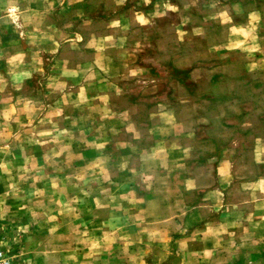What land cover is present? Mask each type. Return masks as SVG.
Segmentation results:
<instances>
[{"label":"rangeland","instance_id":"obj_1","mask_svg":"<svg viewBox=\"0 0 264 264\" xmlns=\"http://www.w3.org/2000/svg\"><path fill=\"white\" fill-rule=\"evenodd\" d=\"M122 1L115 6L110 0H86L79 8L83 16L73 22L77 5L53 0L49 30L54 41L40 38V27L35 26L30 42L21 36L25 27L17 24L15 9L9 6L13 3L0 6V231L13 264L176 263L171 254L165 260L153 258L150 247L128 248L131 244L124 236L114 242L117 248H111V236L93 231L94 216L87 218L83 235H78L74 217L63 216L67 211L76 216L78 197L92 190L76 185L83 172L75 169L89 139L61 132L63 127L75 128L67 114L80 107L63 108L60 94L83 79L91 91L100 92L102 74L89 68L68 74L88 58L89 47L101 49L113 43L116 26L111 30L106 24L115 15L126 23L120 29L124 31L121 51L114 55L122 74L114 80L121 96L113 101V109L123 111L134 102L132 109L139 118L171 111L182 144L189 148L186 161L199 166L206 160L215 163L220 156L234 164H250L253 141L264 138V70L246 71L244 55L212 50L224 36L219 19L213 17L215 1L167 0L170 10L162 13L155 8L145 20L131 22L132 12L142 11L145 2ZM157 3L150 0L148 5L153 8ZM72 32L102 36L107 32L109 39L67 41ZM84 44L86 49L81 50ZM45 48L50 52H42ZM34 123L35 131L30 127ZM57 197H70V202L62 207ZM79 241L85 243L82 258H78ZM241 251L234 248L229 253ZM244 254L234 264H245Z\"/></svg>","mask_w":264,"mask_h":264},{"label":"crops","instance_id":"obj_2","mask_svg":"<svg viewBox=\"0 0 264 264\" xmlns=\"http://www.w3.org/2000/svg\"><path fill=\"white\" fill-rule=\"evenodd\" d=\"M6 1L13 3L9 6L15 9L17 24L25 27L21 29L24 40L30 39V42L32 34H36L31 27L39 26L37 35L45 41H54L49 30L53 0H0V6L6 5ZM85 1L68 0L71 6L77 5L75 17L70 20H80L83 14L79 8L82 9ZM141 1L145 2L142 11L132 12L129 22L140 17L145 20L154 14L155 8H161L162 13L171 9L167 0H157L153 8L148 5L150 0ZM212 1L217 5L213 17L219 19L218 24L224 29L223 39L212 50L242 54L247 58L246 71H263L264 0H208V3ZM110 2L116 6L123 1ZM124 22L126 19L121 15L110 19L106 27L116 26L115 36L111 37L113 43L101 49L95 45L93 49L89 47L85 51L88 58L68 74L71 76L77 69L85 73L87 68L102 74L104 83L100 84V92L91 91L83 79L60 94L63 108L80 107L76 113L67 114L75 128L63 127L61 132H73L89 139V147L79 153L82 161L75 169L83 172L76 185L92 190L83 193L90 197L88 200L78 197L76 216L69 211L63 216L68 220L74 217L78 235L85 234L86 220L94 216L90 222L93 231L111 236V248H117L114 242L124 236L131 244L128 248L144 251L151 248L152 257L160 260L171 254L176 258L175 264H234L245 258L244 252L247 253L245 264H261L264 259V138L253 141L250 164H234L228 157L220 156L215 163L209 165L210 161L206 160L199 166L186 161L189 148L182 144L180 126L171 111L139 118L132 109L134 102L123 111L113 109V101L121 96L114 80L122 73L114 55L121 51L124 42V31L120 30ZM72 36L67 41L89 43L109 39L107 32L104 36L82 32ZM107 48L113 50L105 52ZM80 49H86V45ZM63 59L61 62H67ZM35 126L36 123L30 126L33 131ZM188 168L191 172H187ZM57 201L63 207L70 202V197H57ZM88 210H93V214L87 213ZM79 242L78 258H82L85 243ZM234 248L242 251L231 255L229 252Z\"/></svg>","mask_w":264,"mask_h":264},{"label":"built area","instance_id":"obj_3","mask_svg":"<svg viewBox=\"0 0 264 264\" xmlns=\"http://www.w3.org/2000/svg\"><path fill=\"white\" fill-rule=\"evenodd\" d=\"M2 242V233L0 231V264H13V256Z\"/></svg>","mask_w":264,"mask_h":264}]
</instances>
